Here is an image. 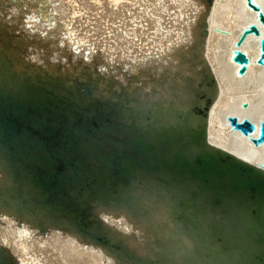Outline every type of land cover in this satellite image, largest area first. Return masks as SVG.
<instances>
[{
    "label": "bare ground",
    "instance_id": "bare-ground-1",
    "mask_svg": "<svg viewBox=\"0 0 264 264\" xmlns=\"http://www.w3.org/2000/svg\"><path fill=\"white\" fill-rule=\"evenodd\" d=\"M258 1L264 8V0ZM256 18L245 0L212 4L206 0H0V64L9 63L17 75H41V80L58 85L73 87L78 79L90 86L96 83L92 94L117 106V119L126 124L128 137L156 140L169 134L177 139L178 143L158 150L164 159H175L179 149L186 155L200 149L189 139L188 126H196L201 118L207 145L259 163L264 161V142L254 145L227 119L229 113L240 119L247 115L257 124L264 118V66L256 60L259 38L250 35L243 44L250 56L245 75H238V64L231 58L240 30ZM203 19L208 21L207 33L201 26ZM205 72L214 77L212 86L200 84ZM56 78L59 81L54 82ZM196 89L211 95L205 117L187 112L199 98ZM244 100L248 107H243ZM178 112L185 114L180 117ZM134 121L149 122V133L136 132L131 126ZM164 123L176 124L178 132L162 131L158 127ZM180 182L167 173L160 182L140 170L127 183L117 181L116 189H107L104 197L69 184L62 193L65 212L51 206L48 213L40 191L28 180L18 183L0 155V193L14 198L9 201L20 208L39 206L36 214L24 210L22 215L0 206L3 263L189 264V258L190 264H204L199 255L205 243L189 237L173 214L183 200H190L186 194L190 184ZM167 184L169 193L161 188ZM80 210L86 211L82 219ZM208 213H199V220L193 217L192 222L211 228L212 213ZM38 217H48L45 229L38 226ZM223 221L227 231L236 229L235 223ZM251 237L240 235L241 247L235 253L240 258L247 242L259 245ZM196 245L199 254H192L197 259L188 248Z\"/></svg>",
    "mask_w": 264,
    "mask_h": 264
},
{
    "label": "water",
    "instance_id": "water-1",
    "mask_svg": "<svg viewBox=\"0 0 264 264\" xmlns=\"http://www.w3.org/2000/svg\"><path fill=\"white\" fill-rule=\"evenodd\" d=\"M206 1L212 4L214 0ZM245 2L257 18L244 25L234 41L231 58L238 64L239 76L246 74L250 63V56L243 49L250 35L259 38L256 60L264 66V8L258 0ZM201 26L207 33L206 19L202 20ZM36 76L26 78L17 75L9 63L0 64V155L18 183L28 180L40 191L44 212L52 213L51 206L56 211L65 212L62 193L69 184H77L81 192L86 191L89 195L104 197L108 194L107 189H116L117 181L127 183L140 170L160 182L167 173L171 179L185 181L191 186L186 193L190 200L181 202L183 208L176 204L179 207L173 214L189 237L205 243L206 249L202 247V255H199L205 258L204 264H226V260L231 262L237 258L243 259V263L241 260L239 264H264V161L252 163L225 148L207 145L206 124L201 118L196 126H188L189 139L201 146L200 149L188 155L179 149L175 159H164L158 150L178 143L177 139L169 134L156 140L143 138V135L128 137L126 124L117 119V106L109 99L102 100L92 94L96 83L90 86L78 79L75 86L69 87L64 83H49L46 79L41 80V75ZM57 81V78L54 79V82ZM3 82H12V85ZM205 82L210 86L214 84L211 73L205 72L200 84ZM195 91L199 98L187 112L205 117L211 95L206 91ZM200 98L205 99L204 104ZM242 105L248 107L249 102L244 100ZM183 114L178 112L180 117ZM227 119L232 129L247 136L254 145L264 142V118L257 124L247 115L240 119L238 115L229 113ZM131 126L142 134L149 133L151 128L149 122L139 125L134 121ZM156 126L152 125L154 130H157ZM158 128L164 132H178L176 124H159ZM108 147L112 150L108 151ZM151 184L158 185L152 181ZM161 188L169 193L171 185H161ZM0 199V206L14 208L20 215L24 214V210L36 214L39 208H20L9 201L14 198L8 199L1 193ZM25 203L22 201V205ZM145 210L144 213L148 211ZM80 212L82 219L86 211ZM198 212L212 213L208 216L213 223L211 228L203 229V223L192 222L193 217L199 220ZM48 217L37 218L41 229L46 228ZM225 218V224H236L235 230L224 228ZM238 230H241L242 236H252L259 244L256 246L247 242L241 249L243 258L235 254L238 251L236 247H241ZM178 238L183 242L185 240ZM231 238L236 240L233 244L227 241ZM215 241L220 242V246H216ZM197 246L188 247L189 255L195 259L197 255L192 253L197 251L199 254ZM187 261L190 264L189 258ZM0 264H4L1 254Z\"/></svg>",
    "mask_w": 264,
    "mask_h": 264
}]
</instances>
